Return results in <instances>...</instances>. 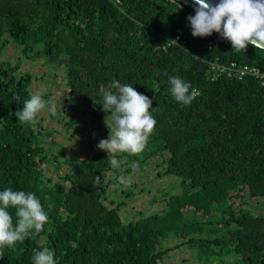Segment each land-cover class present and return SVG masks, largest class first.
Segmentation results:
<instances>
[{
	"label": "trees",
	"instance_id": "1",
	"mask_svg": "<svg viewBox=\"0 0 264 264\" xmlns=\"http://www.w3.org/2000/svg\"><path fill=\"white\" fill-rule=\"evenodd\" d=\"M121 2L0 0V191L35 193L49 216L39 233L0 250V264H33L34 251L44 248L56 264H165L184 246L200 264H264V86L213 79L209 66L264 71V49L248 44L237 52L216 32L194 37L186 17L195 11L176 0ZM178 31L184 47L166 46ZM9 47L19 54L15 61L4 56ZM25 61L62 74V96L45 107L53 106L48 120L40 112L32 124L14 115L35 94ZM174 75L195 90L189 106L168 91ZM113 79L151 99L157 121L143 152L116 154L118 167L83 139L69 153L59 136L88 122L108 138L99 88ZM132 161L136 173L154 163L156 177L175 180L180 190L165 189L152 199L157 209L140 207L125 218L107 175L121 167L130 174ZM134 193L122 190V198L135 201ZM8 211L15 221V208Z\"/></svg>",
	"mask_w": 264,
	"mask_h": 264
},
{
	"label": "clouds",
	"instance_id": "2",
	"mask_svg": "<svg viewBox=\"0 0 264 264\" xmlns=\"http://www.w3.org/2000/svg\"><path fill=\"white\" fill-rule=\"evenodd\" d=\"M193 4L195 15H188L186 19L194 37H206L216 32L237 52L245 51L248 44L264 48V0H220L215 5L206 0H193ZM168 83V91L177 103L189 106L195 99V90L189 81L174 75L168 76ZM99 95L102 110L109 113L105 117L109 136L101 139L97 147L107 152L111 166L118 167L117 153L144 151L157 124L149 111L152 100L139 93L131 83L116 79L102 84ZM51 104V97L46 100L38 92L26 99L14 115L19 123L32 124L41 110ZM129 167L131 173L122 179V183H129L131 174L138 172L140 165L138 161H132ZM100 179L96 176L94 183H99ZM10 207L15 208V221L8 211ZM48 219V212L35 193L14 191L11 187L0 191V250L14 249L17 242L29 238L33 231L39 233ZM32 260L33 264H56L54 253L48 248L34 251Z\"/></svg>",
	"mask_w": 264,
	"mask_h": 264
},
{
	"label": "rangeland",
	"instance_id": "3",
	"mask_svg": "<svg viewBox=\"0 0 264 264\" xmlns=\"http://www.w3.org/2000/svg\"><path fill=\"white\" fill-rule=\"evenodd\" d=\"M4 56H8L15 61V58H17L19 54L18 52L14 51L12 47H9L6 50ZM21 69L32 73L33 76L36 77V81L34 82V85L32 87L34 88L33 91L35 93H42L48 88H52V105L56 103V100H58L62 96L61 89L63 88V85L61 80L62 74L60 71H56L50 68L46 69V67H43L42 63H33L30 61H25L21 65ZM45 70L50 72L53 70L54 74H48L47 77L45 76L46 79L44 78L43 80L41 79V76L45 73ZM51 109H53V106L41 110V113L43 115L46 114L47 120L49 118V112ZM74 129L76 130L74 135L71 134L70 131L66 130L64 131L63 135H59L62 138L61 142L64 143L63 145L66 144L69 148L68 151L74 149V151H71L69 153L76 152L75 148H73L72 146H85L84 142L80 139L90 142L93 149L94 146L96 149H98L97 145L99 141L101 139H106V135L104 133H102L103 135L101 133H94L88 122H83ZM69 136L72 138L71 140L65 139V137L68 138ZM155 167L156 166L154 165V163L152 165H149L147 163L145 165V172L131 174V180L129 183H122V179L129 176V174L127 175L123 173L124 168L122 167L120 168L118 173L115 172L112 175H107V179L114 182L112 188L110 189V194H114L115 196L114 201L117 203L125 202V205L122 206L121 209L125 212V214H123L125 218H127V216L130 217L128 214H137L139 209H141L140 207H142L143 211L145 212H150L153 211V209H157L160 202H157V204L152 203V199L156 195L162 194L165 189L169 192V194L179 192L180 189L175 180L170 178L158 179V177H156V171L159 168ZM116 187L119 188L115 190ZM142 188L146 189L147 191H142ZM127 189L134 190L136 198L135 201H130L122 198V190ZM170 257L171 258H169L168 262L165 264H200L196 252L191 246H184L180 249H175L171 252Z\"/></svg>",
	"mask_w": 264,
	"mask_h": 264
},
{
	"label": "built area",
	"instance_id": "4",
	"mask_svg": "<svg viewBox=\"0 0 264 264\" xmlns=\"http://www.w3.org/2000/svg\"><path fill=\"white\" fill-rule=\"evenodd\" d=\"M109 1H111L117 7L122 4L121 0ZM170 40H175L176 42ZM165 44L166 46L176 45L179 47H184V45L186 44V40L182 37V32L178 31L174 38L167 40ZM209 66L211 71V77L213 79L221 75H226L227 77H237L238 79L252 78L259 84L264 86V71H262L260 68L249 65H238L234 62L229 65H223L217 62H213L210 63Z\"/></svg>",
	"mask_w": 264,
	"mask_h": 264
},
{
	"label": "water",
	"instance_id": "5",
	"mask_svg": "<svg viewBox=\"0 0 264 264\" xmlns=\"http://www.w3.org/2000/svg\"><path fill=\"white\" fill-rule=\"evenodd\" d=\"M176 1L182 2L184 5H187V6H191L194 9L193 0H176ZM206 2H209L215 5V4H218L220 0H206Z\"/></svg>",
	"mask_w": 264,
	"mask_h": 264
}]
</instances>
